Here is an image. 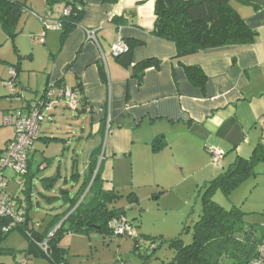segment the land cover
<instances>
[{"label":"crops","instance_id":"0c3cea01","mask_svg":"<svg viewBox=\"0 0 264 264\" xmlns=\"http://www.w3.org/2000/svg\"><path fill=\"white\" fill-rule=\"evenodd\" d=\"M81 1L83 16L63 39L60 30H45L39 17L58 20L65 2L54 5L50 15L46 6L41 11L43 15H36L32 6H27L37 20L28 17L23 23L22 14L18 21L14 46L19 64L7 66L4 57H0L3 87L10 69L16 67V91L24 97L21 101L7 89V94L0 92V150L14 137V128L3 124V116L9 111H21L23 102L37 99L48 83L72 89L80 85L77 92L87 104L85 109L75 112L81 124L78 122L75 128L65 124L63 137L38 133L37 140L44 144L50 142L44 138L61 139L55 141L63 146L61 156L69 168L64 175L60 169L42 175L43 169L54 162L53 157L44 155L37 160L36 167L31 165L39 181L44 177L58 178L47 191L50 196L44 195L43 186L40 189L35 186L34 177L31 179L28 201L31 211L32 195L40 194L49 203L48 198L57 196V188L59 195L63 193L59 183L66 187L71 181L68 189L71 197L84 178L94 176L97 171L107 188L115 189L127 174L132 184L165 187L174 173L191 175L210 166L207 149L211 146L225 152L222 168L236 156L251 154L264 135L259 123L264 118V6L246 0L229 2L256 32L252 44L228 45L177 59L172 42L151 34L156 18L154 0H116L112 4L103 0ZM114 17L116 21H112ZM54 31L60 32L58 45ZM41 35L44 42L36 40ZM118 37L139 43L131 49L130 66L148 58L160 60L158 68L144 70L140 83L110 50ZM39 49L45 54L42 64ZM188 66L199 67L205 75L203 90L188 80L184 68ZM63 107V100H58L45 119L55 124L63 114ZM159 136L166 145L153 151L152 142ZM97 148L98 154L92 156ZM35 152L33 143L29 159L34 161ZM91 162L95 164L91 166ZM6 177L8 194L19 206L26 204V176L19 180L6 171ZM10 185L15 192L8 191ZM31 217L35 222L34 216Z\"/></svg>","mask_w":264,"mask_h":264},{"label":"trees","instance_id":"16d2710c","mask_svg":"<svg viewBox=\"0 0 264 264\" xmlns=\"http://www.w3.org/2000/svg\"><path fill=\"white\" fill-rule=\"evenodd\" d=\"M103 1L111 4L116 2V0ZM154 1L156 18L151 34L172 42L175 45L177 59L228 45H250L255 40L256 32L250 29L231 8L230 0ZM62 2H65L69 12L66 15L61 14L58 18L61 24V39L78 25L84 13L81 0H45L47 12H50L54 5ZM28 9L23 1L0 0V25L8 40L14 41L18 21ZM112 21H116V18L114 17ZM125 42L128 46L127 51L117 55L116 58L124 67L130 68L131 75L140 83L144 70L150 67L158 68L160 60L148 58L130 66L128 59L131 49L139 43L131 40ZM13 68L17 72L16 67ZM184 68L190 83L203 90L206 77L201 69L197 66ZM76 87V90L80 89V85ZM86 106L80 96V107L77 111L85 109ZM44 139L61 141L56 137ZM164 145H166L165 140L159 136L153 140L151 147L153 151H158ZM99 150L100 148L95 149L92 156H96ZM258 162L264 163V135L260 136V140L248 157L236 156L224 171L202 185L201 213L192 226L191 241L189 244H184L180 235L170 240L169 245L174 254L165 264H250L256 258L258 247L264 238V226L244 223V212L239 207L232 206L230 209H225L214 202L212 195L216 190L229 195L240 183L254 174V166ZM33 163V160H28V170L24 175L28 186L24 196L26 204L19 206L16 202L23 212L24 220L12 229L20 228L28 235L31 249L46 256L51 264H67V250L58 244L62 234L66 232L88 234L90 231H97L113 235L108 228V222L114 217H125L124 210L109 206L118 198V194L113 187L104 186L98 171L94 176L84 178L73 196H69L68 189H63L62 194L48 198L50 202L60 199L65 208L61 213L54 214L44 229L35 226L28 202L31 179L35 176L31 167ZM93 164L95 163L91 162V166ZM90 171L92 173L93 168ZM57 180L55 176L44 177L40 178V183L45 190H50ZM132 195L135 197L134 192L128 194V197ZM6 222V219L0 218V224ZM185 229L188 230V227ZM3 235H0V240ZM44 241L46 251L39 247V243ZM149 241L151 248L156 241L154 239ZM31 244L35 246L32 247ZM2 252L3 248L0 246V254ZM146 256L149 257V254Z\"/></svg>","mask_w":264,"mask_h":264},{"label":"rangeland","instance_id":"374dc122","mask_svg":"<svg viewBox=\"0 0 264 264\" xmlns=\"http://www.w3.org/2000/svg\"><path fill=\"white\" fill-rule=\"evenodd\" d=\"M19 1L25 2L28 7L31 5L36 15H43L41 11L46 6L45 0ZM33 12L29 9L24 11L22 22L24 23L28 17L37 20ZM54 32L57 34L58 45L60 32ZM21 36L26 37V35ZM30 40L33 39L30 38ZM38 45L40 44L38 43ZM39 52V61L42 64L45 54L42 49H39ZM16 54L14 41L6 38L0 25V57H4L8 63L7 66H9V63L17 64ZM37 55L38 51L36 50ZM2 84L3 82L0 81V92L4 95L8 92ZM63 104L65 106L64 101ZM62 111L63 114L59 115L55 124L47 119L41 123L40 136L63 137L61 135H63L62 130L65 129V124H72V127L75 128V124L79 122L76 111L70 110L66 106L62 108ZM78 124L80 125L81 122ZM62 147L61 143L56 141H50L47 144L38 140L34 141L36 150L33 156L34 166L42 155L51 156L54 159L51 166L43 169L42 175L54 174L59 169L62 175L65 174L69 164L66 160V162L63 161ZM207 159L210 166L191 175L174 173L167 179L165 187L155 184L146 186L137 182L132 184L129 174H125L126 176L119 180V184L115 188L118 198L109 206L120 207L124 210L126 219L133 227V235L114 236L97 231H90L88 234L66 232L60 236L58 244L67 250V264H165L170 261L174 254L169 245L170 240L180 235L184 244H189L191 241L192 226L201 213L202 185L213 175L224 171L229 166L227 165L225 168H222V165L214 166L210 157ZM37 176L40 177V172ZM35 177L34 184L40 189V181ZM71 183L68 181V184H65L66 187L62 182L59 185L63 189H71ZM8 191L15 192L14 186L10 185ZM47 191H43L44 195L50 196ZM56 192L57 195L60 193L58 188ZM131 192H134L135 197L133 195L128 197ZM31 199L34 207L30 215L34 216V221L38 224L39 229H44L53 215L61 213L65 208L61 200L56 199L48 203L45 197L40 194L32 195ZM212 199L225 209H230L232 206L239 207L244 212V223L264 226V163H256L254 174L240 183L229 195H225L221 190H216ZM186 227L188 230L185 229ZM147 237L156 241L151 248H149L150 239ZM30 242L28 235L20 228H15L6 235L4 234L0 240V246L3 248V252L0 254V264H24L21 262L24 260L25 264H51L46 256L34 251L33 248L31 249ZM31 246L35 245L31 244ZM147 254L149 257L146 256Z\"/></svg>","mask_w":264,"mask_h":264},{"label":"built area","instance_id":"2783aa9c","mask_svg":"<svg viewBox=\"0 0 264 264\" xmlns=\"http://www.w3.org/2000/svg\"><path fill=\"white\" fill-rule=\"evenodd\" d=\"M69 8L65 7L62 15H66ZM47 15H50L48 12ZM45 30H60L61 24L58 20L50 21L47 17H39ZM90 36V35H89ZM44 36L36 38L39 42H44ZM128 46L120 37L111 44L110 50L113 55L127 51ZM10 77L4 81V86L8 92L23 101L22 92L16 91V72L14 68L10 69ZM58 100H63L65 106L73 111L80 107V95L76 89L69 88L63 84L55 85L48 83L37 99L25 100L22 110L19 112L9 111L3 116V124L14 128V137L5 148L0 151V218L7 222L0 224V235L12 230L21 224L24 220L23 212L18 207L15 199L7 192L6 171L9 170L16 178L23 177L28 170V160L32 145L38 138L41 123L44 121L46 113L52 109V105ZM264 131V118L259 121ZM210 161L214 166H220L225 152L218 147H209L207 149ZM38 226L37 223H34ZM108 228L114 236L133 235L134 230L131 223L124 217H114L108 222ZM39 247L46 251V242L39 243ZM26 263V261H21ZM250 264H264V238L257 250V256Z\"/></svg>","mask_w":264,"mask_h":264},{"label":"water","instance_id":"95a60500","mask_svg":"<svg viewBox=\"0 0 264 264\" xmlns=\"http://www.w3.org/2000/svg\"><path fill=\"white\" fill-rule=\"evenodd\" d=\"M248 2H254V3H257L261 6H264V0H246Z\"/></svg>","mask_w":264,"mask_h":264}]
</instances>
